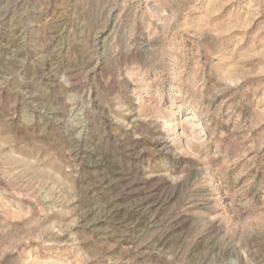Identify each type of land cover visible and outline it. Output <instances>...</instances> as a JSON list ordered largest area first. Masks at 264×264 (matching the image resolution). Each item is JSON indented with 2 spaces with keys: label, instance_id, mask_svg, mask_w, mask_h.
Returning a JSON list of instances; mask_svg holds the SVG:
<instances>
[{
  "label": "rangeland",
  "instance_id": "obj_1",
  "mask_svg": "<svg viewBox=\"0 0 264 264\" xmlns=\"http://www.w3.org/2000/svg\"><path fill=\"white\" fill-rule=\"evenodd\" d=\"M0 264H264V0H0Z\"/></svg>",
  "mask_w": 264,
  "mask_h": 264
},
{
  "label": "bare ground",
  "instance_id": "obj_2",
  "mask_svg": "<svg viewBox=\"0 0 264 264\" xmlns=\"http://www.w3.org/2000/svg\"><path fill=\"white\" fill-rule=\"evenodd\" d=\"M52 73V72H51ZM48 74H50V73H48ZM37 100V99H36ZM136 210V209H135ZM133 214V213H132ZM130 216V215H129ZM137 218V217H136ZM138 225V224H137ZM138 232V231H137Z\"/></svg>",
  "mask_w": 264,
  "mask_h": 264
}]
</instances>
